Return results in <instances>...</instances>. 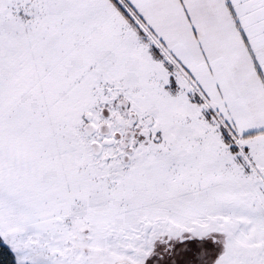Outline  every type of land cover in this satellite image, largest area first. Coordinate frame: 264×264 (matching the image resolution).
<instances>
[{
	"label": "snow or ice",
	"instance_id": "snow-or-ice-1",
	"mask_svg": "<svg viewBox=\"0 0 264 264\" xmlns=\"http://www.w3.org/2000/svg\"><path fill=\"white\" fill-rule=\"evenodd\" d=\"M0 264H264V0H0Z\"/></svg>",
	"mask_w": 264,
	"mask_h": 264
}]
</instances>
